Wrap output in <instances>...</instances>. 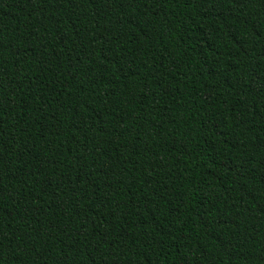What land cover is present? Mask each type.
<instances>
[{
    "label": "trees",
    "instance_id": "1",
    "mask_svg": "<svg viewBox=\"0 0 264 264\" xmlns=\"http://www.w3.org/2000/svg\"><path fill=\"white\" fill-rule=\"evenodd\" d=\"M0 264H264V0H0Z\"/></svg>",
    "mask_w": 264,
    "mask_h": 264
}]
</instances>
